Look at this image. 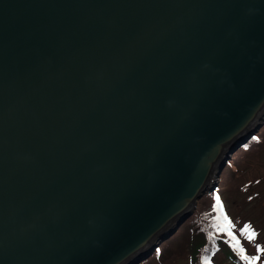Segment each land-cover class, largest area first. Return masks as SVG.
Listing matches in <instances>:
<instances>
[{"label":"water","instance_id":"water-1","mask_svg":"<svg viewBox=\"0 0 264 264\" xmlns=\"http://www.w3.org/2000/svg\"><path fill=\"white\" fill-rule=\"evenodd\" d=\"M263 111L264 0H0V264L148 260Z\"/></svg>","mask_w":264,"mask_h":264},{"label":"trees","instance_id":"trees-1","mask_svg":"<svg viewBox=\"0 0 264 264\" xmlns=\"http://www.w3.org/2000/svg\"><path fill=\"white\" fill-rule=\"evenodd\" d=\"M263 139L264 124L262 129L233 155L263 152L264 148L261 146L264 144ZM232 157L221 172L220 177L232 167ZM232 177L229 176L223 182V186L219 185L213 192L202 196L192 216L177 231L178 234H185L188 240L185 248L187 264H217L215 261L217 257L229 264H256L257 259L253 260L254 255L248 252V249L246 250V247H248V234L238 227L234 218L228 213L226 218L217 204V197L219 198L225 192L227 183H229V189L234 188V178ZM229 232H231L232 237H235V240L228 235ZM237 240L240 244L236 242ZM167 243H162L155 253L141 264H147L151 260L159 262L160 257L166 253ZM242 254L247 255L246 257L250 259L249 263L242 258ZM166 260H168V257ZM159 264L162 263L159 262Z\"/></svg>","mask_w":264,"mask_h":264},{"label":"rangeland","instance_id":"rangeland-1","mask_svg":"<svg viewBox=\"0 0 264 264\" xmlns=\"http://www.w3.org/2000/svg\"><path fill=\"white\" fill-rule=\"evenodd\" d=\"M258 123L259 120L253 124V127ZM261 129L262 127L258 132ZM261 146L264 148V144ZM232 159V167L216 181L218 183L216 188H218L219 185L223 186V182L229 176L234 178V188L229 189V183H227L225 192L219 196L222 212L226 218L227 213L234 218L239 228L244 229L247 225L248 247L246 250L248 249V252L257 257L256 264H264V150L259 154L247 152L233 155ZM249 234H252V239H249ZM166 242H168L166 253L158 261L162 264H187L186 235L177 232ZM258 248L260 251H257ZM167 257L168 260H166ZM215 261L217 264H229L219 257L215 258ZM159 262L151 260L147 264H159Z\"/></svg>","mask_w":264,"mask_h":264},{"label":"snow or ice","instance_id":"snow-or-ice-1","mask_svg":"<svg viewBox=\"0 0 264 264\" xmlns=\"http://www.w3.org/2000/svg\"><path fill=\"white\" fill-rule=\"evenodd\" d=\"M218 203H219V198L217 197V204H218ZM242 231H247V225H245V228H244ZM228 235H229L233 240H235V237H232L231 232H229ZM249 239H252V234H249ZM241 251H242V250H241ZM257 251H260V249L258 248ZM242 258H246V257H243V255H242ZM252 259H253V260H256L257 257H253Z\"/></svg>","mask_w":264,"mask_h":264}]
</instances>
